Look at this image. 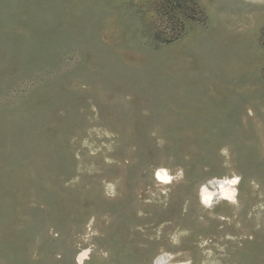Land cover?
Returning <instances> with one entry per match:
<instances>
[{"label": "rangeland", "instance_id": "obj_1", "mask_svg": "<svg viewBox=\"0 0 264 264\" xmlns=\"http://www.w3.org/2000/svg\"><path fill=\"white\" fill-rule=\"evenodd\" d=\"M84 249L264 264V0H0V264Z\"/></svg>", "mask_w": 264, "mask_h": 264}, {"label": "bare ground", "instance_id": "obj_2", "mask_svg": "<svg viewBox=\"0 0 264 264\" xmlns=\"http://www.w3.org/2000/svg\"><path fill=\"white\" fill-rule=\"evenodd\" d=\"M155 174L157 181L161 183H165V184L170 183L173 179L171 173L166 168H159ZM232 180H236V183L235 184L226 183ZM239 183H240V178L238 176L214 177L210 181L200 186V191H199L200 202L207 207L212 206L216 200L234 202L237 200L238 197ZM221 185H223L224 188H231L232 190H234L231 193V198L225 195V193L221 190ZM204 194H208L211 198L210 202L207 204L204 202ZM89 253H90V249H84L83 251H81L78 254V264H86L85 259L88 258Z\"/></svg>", "mask_w": 264, "mask_h": 264}, {"label": "trees", "instance_id": "obj_3", "mask_svg": "<svg viewBox=\"0 0 264 264\" xmlns=\"http://www.w3.org/2000/svg\"><path fill=\"white\" fill-rule=\"evenodd\" d=\"M164 8H166L167 13H172L173 6H165ZM178 26H179L178 31H175L176 36H168V37H162V38H160V36H159L158 41L161 43H167V42H171V41L175 40L176 38H178L181 34H183V32L185 30V25L183 22H180L178 24Z\"/></svg>", "mask_w": 264, "mask_h": 264}, {"label": "clouds", "instance_id": "obj_4", "mask_svg": "<svg viewBox=\"0 0 264 264\" xmlns=\"http://www.w3.org/2000/svg\"><path fill=\"white\" fill-rule=\"evenodd\" d=\"M226 183H229V184H235L236 183V180H232L230 182H226ZM221 190L225 193V195L229 196V198H231V193L234 191L232 190L231 188H224L223 185H221ZM210 196L208 194H204V202L207 204L210 202Z\"/></svg>", "mask_w": 264, "mask_h": 264}]
</instances>
